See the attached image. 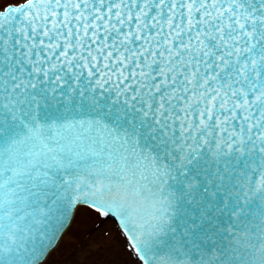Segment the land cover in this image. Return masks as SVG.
<instances>
[{"label": "snow or ice", "instance_id": "obj_1", "mask_svg": "<svg viewBox=\"0 0 264 264\" xmlns=\"http://www.w3.org/2000/svg\"><path fill=\"white\" fill-rule=\"evenodd\" d=\"M78 215L87 264H264V0L0 7V264Z\"/></svg>", "mask_w": 264, "mask_h": 264}, {"label": "rangeland", "instance_id": "obj_2", "mask_svg": "<svg viewBox=\"0 0 264 264\" xmlns=\"http://www.w3.org/2000/svg\"><path fill=\"white\" fill-rule=\"evenodd\" d=\"M24 0H4L0 3L19 4ZM96 221L82 218L79 215L74 220L72 227L64 237L59 248L50 256L46 264H87L105 254L103 248H94L98 233H95ZM105 229L112 227L111 222L103 226Z\"/></svg>", "mask_w": 264, "mask_h": 264}, {"label": "water", "instance_id": "obj_3", "mask_svg": "<svg viewBox=\"0 0 264 264\" xmlns=\"http://www.w3.org/2000/svg\"><path fill=\"white\" fill-rule=\"evenodd\" d=\"M70 228H71V227H70ZM70 228H69V230H70ZM69 230H68V231H69ZM65 235H66V234H65ZM62 240H63V239H62ZM62 240H61V242H62ZM61 242H60V244H61ZM60 244H59V245H60ZM58 247H59V246H58ZM58 247H57V248H58ZM57 248H56V249H57ZM56 249H55V250H56ZM55 250H54V251H55ZM54 251H53V252H54ZM53 252H52V253H53ZM52 253H51V254H52ZM51 254H50V255H51ZM50 255H49V256H50ZM49 256H48V258H49ZM47 260H48V259H47ZM47 260L44 262V264L47 262Z\"/></svg>", "mask_w": 264, "mask_h": 264}]
</instances>
